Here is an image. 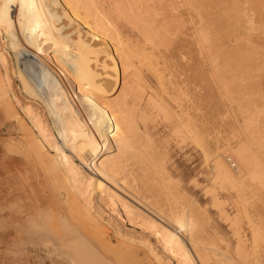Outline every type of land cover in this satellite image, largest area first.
I'll use <instances>...</instances> for the list:
<instances>
[{
    "label": "rangeland",
    "instance_id": "374dc122",
    "mask_svg": "<svg viewBox=\"0 0 264 264\" xmlns=\"http://www.w3.org/2000/svg\"><path fill=\"white\" fill-rule=\"evenodd\" d=\"M164 7L169 8L168 4L161 7L164 12L160 16L162 19L159 18L161 21L165 14L170 20V9ZM175 13L177 16L172 23H166V30L160 32L161 40L155 41V45L148 44L152 54L151 65H144L135 58L125 75L132 89L128 94L131 109L121 112L122 122L119 120L118 127L128 139L120 155L122 177L130 183L127 184L129 190L139 199L164 213L170 207L174 210L190 208L192 225L185 222L192 233L188 247L193 248L199 264H250L252 243L247 222L253 219L256 222L263 219L264 222V178L262 183H251L249 188L252 189L246 191L247 200L240 204L236 202L233 191L213 182L211 165L218 150L227 146L238 147L243 142H250L264 158V0H178ZM124 21L121 19L120 23L125 25L126 32L131 31L128 21ZM5 38V34L0 32V52L3 50L8 60L0 59V83L9 88L7 98L16 106L17 115L24 119L29 132L34 134L28 117L10 93L11 89L21 91L23 85L18 72L15 73L19 58ZM116 94L118 90L111 97H116ZM182 109H188L186 111L193 117L192 131L184 128L177 118L183 114ZM12 114L13 111L0 97V224L1 203L9 211L4 223L7 227L0 226V264H15L24 260L33 263L36 260L31 259L32 254L41 253L44 247H49L47 242L48 245L43 246L42 241L28 240L26 232L21 231L24 244L21 241L20 247L24 248V252L12 257L9 262L3 260L6 245L19 241L18 224H28L27 218L38 205L53 203L55 208L69 216L71 222L90 235L91 239H87L90 244L115 264H182L181 255L171 251L162 240L123 239L106 224L109 235L101 236L104 240L91 235L92 227H85L84 222L80 224L74 218L77 213L74 214V203L66 193L67 182H64L62 172L55 171L51 164L49 153L52 151L46 146L42 155L37 152L23 124L16 121ZM41 117L55 130L46 111ZM5 167L10 169L7 174H13V177H8L5 186L10 194L2 191V169ZM125 193L127 197H132V201L128 198L127 201L135 211L145 215L142 206L136 205L143 204ZM11 203L17 206L12 209ZM122 214L127 219L123 211ZM125 224L128 229L133 228L128 221ZM138 227L136 229L141 231ZM2 234L8 237L6 241ZM262 243L260 254L264 258ZM152 245L155 254L149 249ZM257 250H260L259 245Z\"/></svg>",
    "mask_w": 264,
    "mask_h": 264
},
{
    "label": "bare ground",
    "instance_id": "6f19581e",
    "mask_svg": "<svg viewBox=\"0 0 264 264\" xmlns=\"http://www.w3.org/2000/svg\"><path fill=\"white\" fill-rule=\"evenodd\" d=\"M177 1L0 0V32L5 34L12 51L19 58L18 71L15 73L18 72L17 76L23 85L21 91L11 89L10 93L28 117L35 130L34 134L29 132L30 128L25 125L24 119L17 115L16 106L7 98L9 88L2 86L1 83L0 97L13 111L16 121L23 124V129L30 135L37 152L42 155L46 146L52 151L49 153L52 156L51 164L55 171L62 172L63 180L67 182L66 193L74 203L72 208L74 214L77 213L74 218L80 224L84 222L85 227L90 225L93 230L91 235L108 237L106 224L114 229L116 236H122L123 239L136 237L140 240L144 238L162 240L171 251L181 255L182 264H199L198 256L192 252L193 248L188 247V240L192 234L191 229L187 228L189 224L192 225L190 208L188 211L186 210L188 207L181 210L170 207L167 213H164L159 208L145 204L129 190L127 186L129 182L123 180L120 157L127 139L125 132L118 130L121 112L131 109L128 94L132 84L130 86L125 75L135 58L144 65H151L152 54L148 44L155 45V41L161 40L160 32L166 30V23H172L177 16L175 13ZM165 4H168L170 9V20L166 19L168 16L165 14L164 20L161 21L159 18L162 19L160 16L164 13L161 7ZM164 8L168 10L167 7ZM121 19L124 23V20L128 21L131 31L126 32L125 25L120 23ZM2 51L0 59L4 61L7 55L5 56ZM136 73L139 74V70L136 69ZM117 90L118 95L111 97ZM184 110L177 118L181 120L182 126L190 131L191 125L194 124L191 122L194 120L191 121L193 117L191 118L186 111L188 109ZM45 111L52 120L55 130H52V125L49 126L50 123H46L41 117ZM112 116L115 119H112ZM249 144L243 142L238 147L227 146L218 150L211 165L213 182L219 187L233 191L236 202L240 204L247 200L246 191L251 183L253 181L262 183L264 178L262 153ZM10 147L15 149L13 146ZM224 151L227 153H223ZM49 168L51 170V167ZM9 170L6 167L2 169L4 184L2 191L6 194L9 193L5 188L7 179L13 175L7 174ZM23 184L26 186L25 182ZM125 192L143 204L136 203L142 206L145 215H141L139 210L135 211L128 203L127 200H131L132 197H127ZM53 204L33 207L35 210L27 218L28 224H18L19 241L7 246L6 254L9 258L24 252V248L20 247L23 243L21 233L26 232L28 240H39V243L42 241L43 246L49 243V247L43 249L52 264H88L89 260L91 264H115L89 243L90 235L71 222L69 216L55 208ZM16 206L10 207L14 209ZM8 212L3 207L4 220ZM126 221L133 228L128 229ZM259 221L253 219L247 222L252 243L250 264H264V258L260 254L264 239V222L262 223L263 219ZM138 226L141 231L136 229ZM33 241L30 240L32 243ZM258 245L260 250H257ZM149 249L155 254L153 245L149 246ZM34 256L37 257L35 254ZM226 257L233 259L231 255Z\"/></svg>",
    "mask_w": 264,
    "mask_h": 264
},
{
    "label": "crops",
    "instance_id": "0c3cea01",
    "mask_svg": "<svg viewBox=\"0 0 264 264\" xmlns=\"http://www.w3.org/2000/svg\"><path fill=\"white\" fill-rule=\"evenodd\" d=\"M11 172V171H10ZM1 215H2V218H1V224H0V226H5V227H7V225H5L4 223H5V220H4V215H3V207H4V204L3 203H1ZM5 230V229H4ZM2 237H3V239H4V241H6L7 239H8V237L5 235V234H2ZM7 246H8V244L6 245V248H7ZM6 250V249H5ZM4 254H5V258L3 259V260H5V261H10V259H11V257L9 258L8 256H7V254H6V251H4ZM34 254L37 256V257H39V258H37V257H35L34 256ZM34 254H32V256H31V259L32 260H36L35 262H26L25 260L24 261H22V262H18V263H15V264H52L51 263V261H49L50 260V258L49 257H47V256H45L46 254L44 253V251L42 252V253H37V252H35ZM42 254V255H41ZM36 258V259H35ZM43 258V259H42ZM31 259H29L28 258V260H31ZM42 259V260H41ZM48 259V260H47ZM4 263V262H3ZM5 264V263H4ZM6 264H14V263H6Z\"/></svg>",
    "mask_w": 264,
    "mask_h": 264
}]
</instances>
